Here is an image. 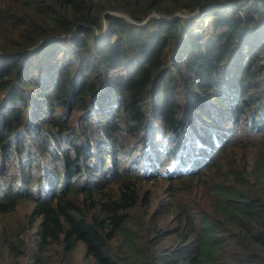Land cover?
<instances>
[{"label": "trees", "instance_id": "16d2710c", "mask_svg": "<svg viewBox=\"0 0 264 264\" xmlns=\"http://www.w3.org/2000/svg\"><path fill=\"white\" fill-rule=\"evenodd\" d=\"M141 136L181 166L211 150L156 174L160 207L176 201L155 221L154 175L121 163ZM104 139L107 175L80 184ZM10 153L0 264H73L80 242L87 264H264V0H0V165Z\"/></svg>", "mask_w": 264, "mask_h": 264}, {"label": "clouds", "instance_id": "9594fccd", "mask_svg": "<svg viewBox=\"0 0 264 264\" xmlns=\"http://www.w3.org/2000/svg\"><path fill=\"white\" fill-rule=\"evenodd\" d=\"M76 135H74V137L72 138V142H69V140L66 139L65 143L62 146L73 150L75 146L74 142L76 143L80 140V139L76 140ZM158 136L160 137V133H158ZM97 143L98 142H95V141L92 142L91 148H90V155L88 156V159L90 156L95 155L97 158L96 161H93V162L89 161V163L97 165V163L100 162L101 166H99L98 168H93L92 170L88 172L86 171L79 172L78 179L80 181L79 182L80 184L90 183L92 181L91 179L99 180L102 178L103 174L107 175V167L109 164L108 161L110 159L107 153L111 152L112 144L108 145L107 144L108 142H106L105 139H104V142L98 143V144ZM100 146H104V149L105 147H107L108 151L105 153V150L102 151L100 149ZM163 152H164V149H162L160 153H157L149 149L148 151L145 152L144 150L140 151L138 148L137 149L135 148L132 152H130V155L128 157L123 155V158L126 157L123 159L125 163L124 165H126V167H129L133 170H137L140 174H143V175L153 176L158 173L163 174V175H168L172 172H189L192 170H197L198 168H195V165L196 164L199 165L200 163L203 164L204 162H207L211 156V150L210 152H207V150L206 151L200 150L201 153H197L194 155L195 160H196V164L194 166L192 165H182L181 166L180 159L177 155L175 154L167 155V153H163ZM33 155L37 161H40L38 156L41 155V152L36 155L33 150ZM149 155L152 157L151 159H149ZM118 156L120 157L122 156V154H119ZM44 158L42 161H40L41 162L39 163L40 165L45 164ZM60 160L61 159L59 157L56 161V165H55V162H52V167H54L53 169H58V164ZM104 161H106L105 165H104ZM164 162L168 164L166 168H163ZM61 175L64 176V179L68 177L67 174L64 175L62 172L57 177V185H61V182H60ZM74 178L77 180V177H73V179Z\"/></svg>", "mask_w": 264, "mask_h": 264}, {"label": "rangeland", "instance_id": "374dc122", "mask_svg": "<svg viewBox=\"0 0 264 264\" xmlns=\"http://www.w3.org/2000/svg\"><path fill=\"white\" fill-rule=\"evenodd\" d=\"M78 111H74L73 114H72V119H74V117L76 116ZM78 116V115H77ZM73 123L75 125V127H79V124H80V121L77 119H74L72 120ZM153 143V142H152ZM162 145V144H161ZM132 148H138L140 151L144 150L145 152L148 151L149 149V146L147 143H145V139H142V136L135 139L133 144H132ZM33 150L35 152V154L37 155L38 153H40V149L36 146V147H33ZM108 151V148L105 147V153ZM48 154L45 156V161H48L49 159V156ZM126 158V157H124ZM29 159H35L34 155L32 154L31 157ZM96 156L93 155V156H90L89 157V161H96ZM122 161V159H119ZM38 163H41L40 161H38ZM122 164H125L124 161L121 162ZM167 163L164 162L163 163V168H166L167 167ZM5 167V168H4ZM54 168V167H52ZM3 169L2 173L3 176L0 175V183H3L4 182H8L10 179L13 181V182H18L19 180V176H20V170L19 168L17 167L16 165V161L14 160V156L12 153H10L5 159L4 161L1 163L0 165V171ZM15 178H18V179H15ZM165 179H164V176H161V175H154L151 179V184H148L147 187L150 191V194L154 196V200H153V203H154V206L158 209H159L153 213L151 215V220L155 221V217H157V215H163V208L165 209L169 203V200L171 201V199H173L172 202L176 201V198L174 196H170L166 199V201L164 203H162V206L160 207V204H159V198L157 197L158 196H165V192L163 191L162 189V186L165 185ZM160 194V195H159ZM23 203H26V202H23ZM22 203V204H23ZM20 205V204H19ZM85 254V246L83 243H79L76 248L74 249L73 253H72V256H73V264H87V260L84 256Z\"/></svg>", "mask_w": 264, "mask_h": 264}]
</instances>
